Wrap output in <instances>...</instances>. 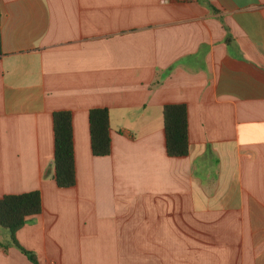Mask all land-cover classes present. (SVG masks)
I'll list each match as a JSON object with an SVG mask.
<instances>
[{
    "label": "crops",
    "instance_id": "obj_1",
    "mask_svg": "<svg viewBox=\"0 0 264 264\" xmlns=\"http://www.w3.org/2000/svg\"><path fill=\"white\" fill-rule=\"evenodd\" d=\"M172 104L188 109L185 157L166 150ZM35 190L42 212L15 238L38 264H264V0H0V198ZM0 264H35L2 227Z\"/></svg>",
    "mask_w": 264,
    "mask_h": 264
},
{
    "label": "trees",
    "instance_id": "obj_2",
    "mask_svg": "<svg viewBox=\"0 0 264 264\" xmlns=\"http://www.w3.org/2000/svg\"><path fill=\"white\" fill-rule=\"evenodd\" d=\"M163 121L166 135V150L170 157H185L189 154L188 109L184 104L164 107ZM92 153L96 157L110 155V112L105 108H95L89 112ZM55 181L59 188L76 185V165L74 156L73 115L62 110L53 114ZM42 212L40 191L9 194L0 198V227L11 234V241L32 262L38 264L34 253L25 250L17 242L15 233L33 216Z\"/></svg>",
    "mask_w": 264,
    "mask_h": 264
},
{
    "label": "built area",
    "instance_id": "obj_3",
    "mask_svg": "<svg viewBox=\"0 0 264 264\" xmlns=\"http://www.w3.org/2000/svg\"><path fill=\"white\" fill-rule=\"evenodd\" d=\"M168 0H164V2H167Z\"/></svg>",
    "mask_w": 264,
    "mask_h": 264
}]
</instances>
